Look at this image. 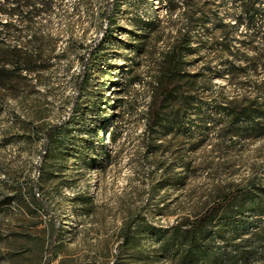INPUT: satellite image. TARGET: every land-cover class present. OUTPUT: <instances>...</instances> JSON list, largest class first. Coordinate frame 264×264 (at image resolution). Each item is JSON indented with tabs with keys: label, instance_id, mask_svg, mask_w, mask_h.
Instances as JSON below:
<instances>
[{
	"label": "rangeland",
	"instance_id": "rangeland-1",
	"mask_svg": "<svg viewBox=\"0 0 264 264\" xmlns=\"http://www.w3.org/2000/svg\"><path fill=\"white\" fill-rule=\"evenodd\" d=\"M180 1L58 0L38 19L56 49L43 81L33 75L0 88V264H181L185 245L166 252L161 239L217 201L201 236L211 247L197 264H264V213L247 208L264 196L240 194L249 183L264 188V137L218 139L207 119L194 142L177 126L158 136L161 169L134 161L140 113L150 101H170L159 98L164 87L190 91L202 113L223 119L218 105L251 95L249 85L264 77L257 68L230 80L208 46L207 29L238 15L232 0H195L207 13L189 33L195 51L178 54L182 77L162 75L184 37ZM255 4L264 9V0ZM251 28L227 29L231 45L246 43ZM186 73L198 75L193 86ZM233 205L245 210L232 216Z\"/></svg>",
	"mask_w": 264,
	"mask_h": 264
},
{
	"label": "trees",
	"instance_id": "trees-1",
	"mask_svg": "<svg viewBox=\"0 0 264 264\" xmlns=\"http://www.w3.org/2000/svg\"><path fill=\"white\" fill-rule=\"evenodd\" d=\"M222 1L226 2L227 0ZM232 1L239 4L238 15H233V20L219 18L218 23L211 29L212 31L207 29V38L212 37L208 46L214 49L219 64L224 66V71L230 80L236 81L240 75L254 72L257 68L264 72V46L254 45L257 38H261L262 42L264 41V32L257 23V20L264 23V9L255 4L256 0ZM57 2L58 0H0V88L10 90L17 88L22 84L31 82L33 75L35 82L43 81V72L51 66V56L56 49L52 38L39 33L36 23ZM191 2L188 0L180 1L183 4L182 17H180L183 23L179 31H182L181 36L184 37L170 51L171 56H169L168 62L165 60L162 62L164 68L162 75L168 74L173 78L182 77L184 73L181 71V64H184L185 61H180L182 59H178L177 56L181 54L180 58H183L189 52L195 51L191 45L192 39L189 33L197 23L205 24V21H201L206 20L207 16L204 14L207 15V13H204L202 7L198 6V2L195 0H193L194 4ZM1 16H4L5 19H1ZM240 22L252 27L247 33L248 41L245 43L241 40L237 42L239 45H231L227 29ZM206 39L202 42L199 40L196 42L198 45L203 43V46ZM245 48L252 50V53H249ZM184 76L193 86L198 75L186 73ZM249 86L251 87V95H245L241 99L235 97L233 101L218 105V116L223 119H216L209 114L202 113V108L196 106L197 96L190 91H181V88L175 84L164 87L159 98L170 101H150L140 113L144 126L141 134L142 141L139 144L142 153L134 158L135 163L139 165L142 162L154 166L156 169H161L165 161L153 156L155 152L164 148L158 136L171 132L177 126L188 140L194 142V134L206 129L207 119L216 124L218 139L226 135L234 138V140L263 138L264 77L254 81ZM172 98H181L183 101H173ZM97 107L99 110L101 109L99 104ZM222 121H226V123ZM92 136H97L96 130H93ZM109 140L114 142L113 132L109 133ZM101 146L105 145L102 144ZM241 193H258L264 196V188L253 182L241 189ZM231 196L234 197V194ZM219 205L218 201L212 203L191 223L177 222L171 228L169 236L161 239L162 248L166 252L173 248H177L178 251V248L185 245L184 251H182L183 249L178 251L183 254L181 264H197L201 261L204 248L211 247V245L206 247V243H202L201 236L207 232V227L214 221ZM247 208L264 213V203ZM244 210L245 207L233 205L230 214L232 216L241 214ZM190 233L192 235L197 233L198 237L194 235L193 240L187 241Z\"/></svg>",
	"mask_w": 264,
	"mask_h": 264
},
{
	"label": "built area",
	"instance_id": "built-area-1",
	"mask_svg": "<svg viewBox=\"0 0 264 264\" xmlns=\"http://www.w3.org/2000/svg\"><path fill=\"white\" fill-rule=\"evenodd\" d=\"M255 264H259V263H255Z\"/></svg>",
	"mask_w": 264,
	"mask_h": 264
}]
</instances>
